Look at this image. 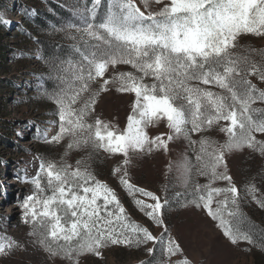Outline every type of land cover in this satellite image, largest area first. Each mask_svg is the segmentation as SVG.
Here are the masks:
<instances>
[{
    "label": "snow or ice",
    "instance_id": "1",
    "mask_svg": "<svg viewBox=\"0 0 264 264\" xmlns=\"http://www.w3.org/2000/svg\"><path fill=\"white\" fill-rule=\"evenodd\" d=\"M141 3L145 11L136 0H108L106 11L98 16L101 0H92L91 8L86 9L91 22L84 18L86 47L76 49L80 58L67 61L66 68L63 61L54 65L60 86L50 99L57 106L59 131L47 142L59 143L67 136L68 149L90 146L127 157L130 151L167 150L168 141L176 136L189 138V132H201L226 122L220 126L226 141L214 147V142L201 138L196 160L201 175L209 176L210 181H227L228 186H202L205 194L200 195L199 202L219 221L218 226L232 243H252L251 236L242 230L244 218L238 206V190L227 175L224 157L245 147L264 154V140L255 135L264 134V108L253 107L257 102L264 103V89L249 79L255 76L264 82V49L249 48L247 55L234 51L242 35L264 36V0ZM150 3H163V7L150 11ZM0 23L7 25L9 21L0 19ZM253 53L260 56V62L251 59ZM117 65H130L134 71L116 72L110 79H103L98 89L91 90L93 82L102 79L110 66ZM110 84L116 85V91L135 97L122 131L99 118L88 122L97 97ZM202 85H213L221 91ZM161 121L166 122L169 134L150 137L148 127ZM40 159L39 170L31 180L35 191L21 207L24 222L33 229L30 235H38L39 242L52 255L79 264L80 256H99L100 249L109 244L138 246L157 240L148 229L128 221L115 191L97 180L87 166L82 169L80 161L72 168ZM127 163L125 159L124 164ZM221 166L224 171H218ZM119 171L114 169V174ZM120 183L146 216L161 223L158 197L132 185L126 172ZM248 192L254 193L255 188L250 186ZM137 193L154 203L136 199ZM221 195L224 199L216 201L213 209L214 197ZM257 202L264 207V201ZM4 251L5 246L0 244V253ZM164 251L175 255L180 251L179 245L169 240Z\"/></svg>",
    "mask_w": 264,
    "mask_h": 264
},
{
    "label": "rangeland",
    "instance_id": "2",
    "mask_svg": "<svg viewBox=\"0 0 264 264\" xmlns=\"http://www.w3.org/2000/svg\"><path fill=\"white\" fill-rule=\"evenodd\" d=\"M136 2L145 11L141 0ZM107 3L108 0H101L98 16L106 11ZM91 6L92 0H0V19L9 21L7 25L0 23V244L5 246V251L0 253V264H72L67 258L47 251L38 235H30L31 224L24 222L21 205L35 191L31 180L39 170L41 157L72 168L80 161L82 169L87 166L97 180L115 191L128 221L148 229L157 238L138 246L109 244L100 249L99 256H80L79 264H149L150 261L179 264L182 260L188 264H264V207L257 202L264 201V154L245 147L224 157L227 175L238 190V206L244 218L242 230L251 236L252 243L247 240L232 243L218 226L219 221L199 202L200 195L205 194L202 186H228L227 181H210L209 176L201 175L196 160L201 138L214 142V147L226 141V134L220 131L226 122L201 132H189L190 139L176 136L168 141L167 150L130 151L127 157L90 146L68 149L67 136L59 143L47 142L59 131L57 106L50 99V94L60 86L54 65L63 61L66 68L67 61L80 58L76 49L86 47L84 18L91 22L86 11ZM161 7L163 3H150L148 10L158 11ZM249 48L264 49V36L242 35L234 51L247 55ZM251 59L261 60L254 53ZM126 71L134 70L130 65L110 66L102 79L92 83L91 90L98 89L103 79H110L114 73ZM249 79L264 89V82L255 76ZM146 82L151 83V79L146 78ZM202 87L221 91L213 85ZM134 98L133 94L116 91V85L110 84L97 97L88 122L99 118L122 131ZM253 107L264 108V103L257 102ZM147 132L150 137L161 133L166 137L169 129L161 121L148 127ZM255 135L258 140H264V134ZM116 168L120 171L114 174ZM218 171H224V167ZM125 172L132 185L159 198L161 223L146 216L120 183ZM250 186L255 188L254 193L248 192ZM135 198L154 203L139 193ZM223 199V195L215 196L211 207L215 209L216 201ZM169 240L179 245L180 251L175 255L164 251ZM149 248L153 249L152 253L148 252Z\"/></svg>",
    "mask_w": 264,
    "mask_h": 264
},
{
    "label": "trees",
    "instance_id": "3",
    "mask_svg": "<svg viewBox=\"0 0 264 264\" xmlns=\"http://www.w3.org/2000/svg\"><path fill=\"white\" fill-rule=\"evenodd\" d=\"M48 52H49L50 55H52V54H51L52 52H50L49 50H48Z\"/></svg>",
    "mask_w": 264,
    "mask_h": 264
}]
</instances>
